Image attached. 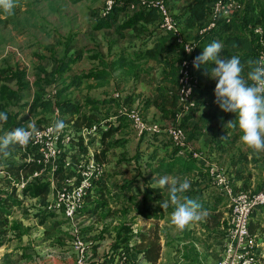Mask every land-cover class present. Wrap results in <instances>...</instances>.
<instances>
[{
	"label": "crops",
	"instance_id": "crops-1",
	"mask_svg": "<svg viewBox=\"0 0 264 264\" xmlns=\"http://www.w3.org/2000/svg\"><path fill=\"white\" fill-rule=\"evenodd\" d=\"M195 1L179 0L172 6L173 14L183 20L182 28L186 40L193 39L197 36L198 30L201 31L200 23L189 25L185 21ZM241 1L246 8L247 5L257 6L260 0ZM244 11L236 14L234 24H243L241 16ZM129 20L130 18L126 14L121 15L116 27ZM139 29L142 31L141 33L136 32L134 28H125L123 29L124 35L121 36L116 33L115 29L98 32L89 28L85 33H79L80 38L74 39L70 45L63 44L62 46L66 49L61 50L60 56L82 55L80 56L81 60L73 66V71L75 67L79 69L77 73L74 71L76 75L96 69L105 70L104 64L107 65L106 70L110 75V78L104 82L84 79L81 86L71 88L65 93L64 97L72 99L70 96L73 91L81 92L83 98L89 96L87 99L90 97L102 98V95L109 94V97L121 105L123 96L129 94L132 97V102L129 105L138 108L148 122L157 123L165 128L178 124L183 128L191 147L190 151L193 150L202 154V158H194L192 152L184 148L177 149L165 135L139 137L134 133L130 122L117 115L118 107L115 105L101 106L102 118L107 117V121L118 129L111 142L116 143V139L124 140V144L111 149L106 158L110 159V157L108 158L109 153L115 152L114 155L111 154L113 162L110 165V171L106 173L108 181H111L116 175H120L122 179L120 178L119 181L114 180L113 184L119 183V185L125 186L120 191L119 189L116 190L114 205H111L110 212L112 216L120 214L119 216L122 215L124 219L128 218L123 222V226L129 227L131 230L129 234L131 240L127 246H130L132 251L138 243L139 234L144 232L143 229L147 226L144 221L154 218L161 219L162 215L160 214L163 212V208L160 207V202L168 199L166 189L155 187L154 177L158 179L168 175L181 181L187 179L191 184V188L184 195L196 200L202 206L204 214L199 221L193 222L183 231L177 230V233H174L171 238L175 242L173 245L174 250L168 253L169 256H175L172 261L170 257L164 258L163 249L166 250V244L162 245L159 264H163L164 260L184 264H198L199 262L215 264L223 254L231 212L228 201L221 198L212 185L211 169L217 167L226 171L238 189L245 186L251 192H258L264 188V180L261 181V177L264 175L263 152L257 153L245 149L239 142V130L224 126L229 120H235L236 117L233 113L223 112L214 103V90L217 81L211 79L208 75H205L202 80L199 79L196 86L201 89L209 88L210 97L197 96V109L191 114L179 117L181 107L175 96L177 83L171 76H168L167 69L161 60H172L179 58L181 55L179 52L169 51L161 53L157 58L136 59L137 53L142 52L145 41H150L153 45L157 43L156 39L155 41L153 39L157 36L156 23H140ZM216 41L220 42L218 39ZM175 44L174 38L167 39L165 47L168 49ZM43 50H39L34 55L44 59L42 64L47 73L33 69L32 77L31 65L28 61L32 59L31 57L27 60L22 52L10 47L0 52V71L11 69L14 72H24L25 78L30 84L27 91L20 87L17 78L5 82L6 77L0 76L1 85L4 83L9 87V92L16 91L24 97L21 102H14L13 97H9L7 93L0 100V105L4 104L3 106H6L8 111L18 114L15 117L17 123L25 124L32 120L38 125V119H48L46 123H50L53 119L54 107L51 111L38 116L30 110V105L40 92L35 84L36 80L39 76L45 78L46 75L51 74L55 67L53 68L50 60H53V57L58 56L59 53V50L54 51V49L46 46ZM221 55L225 57L223 50ZM246 73L245 70L244 74L246 75ZM54 87L56 86L51 84L45 88L44 92L47 94ZM118 89L120 90L118 91ZM117 94L121 95V99L115 98ZM73 97H76V95ZM55 100H53L54 104H56ZM72 100L75 101V99ZM23 105L25 107H22ZM83 111L90 113V109H83ZM115 117H117L116 120H114ZM119 117L124 120L119 122ZM4 124H0V135L9 130L6 129ZM68 161L70 160L68 159ZM71 163L73 165L72 161ZM102 164L105 172L106 164ZM69 171L71 173L65 174L64 178L60 179L59 186L64 181H75L76 173L73 169H69ZM107 178L105 179V175H102L101 179L95 181L91 200L97 185L102 182L101 187L103 188L105 182L107 183ZM170 207L172 213L174 206ZM84 214L93 215L95 213L87 214L85 212ZM252 216L250 230L258 240L260 262L264 264V208L256 209ZM141 223H144V225ZM116 226L112 221V229ZM66 232L70 235L67 229ZM160 235L163 239L164 235L162 236L161 233ZM60 238V242L55 245L51 243L48 236L34 245L31 243L19 246L9 244L6 246L8 251L0 257V264H75L76 255L72 250L69 239L63 238V236H60ZM67 244H70V248L67 247ZM98 244L99 253L103 249L107 253L111 243L105 244L102 242ZM196 245H198L197 249L195 248ZM101 246L105 248H100ZM132 252L134 253V251Z\"/></svg>",
	"mask_w": 264,
	"mask_h": 264
},
{
	"label": "trees",
	"instance_id": "trees-1",
	"mask_svg": "<svg viewBox=\"0 0 264 264\" xmlns=\"http://www.w3.org/2000/svg\"><path fill=\"white\" fill-rule=\"evenodd\" d=\"M132 0H124L122 2H117L113 10L107 15L103 16V11L99 12L97 11L93 15V19L91 22V28L93 31H103L108 29H115L117 34H120L121 36L124 35L123 29L125 28H134L135 31L138 33H141L139 29L140 23H156V37H154V41L156 39V44H151L150 41H145L143 43V50L142 52H138L136 59H142L145 57L148 58H154L158 57L163 52H169V51H176L180 53V57L172 60H161V62L165 65V68L167 69L166 72L168 76H171L172 79L177 83V90H178V80H179V67L180 63L183 59L187 57L184 49L176 44L174 46H170L168 49L165 47L167 39H172L173 35L170 33H167L165 31H162L159 29V22H160V15L158 14V11L156 9H141L139 11L130 12L129 11V3ZM139 2V0H135ZM177 0H167V3L169 5V8L171 12L173 13L170 3L175 2ZM213 0H196L192 6V9L188 12V18L186 23H189V25L194 23H200L201 30L204 29L210 20V11L212 6ZM171 3V4H172ZM244 14H242L241 18H243V24L242 25H236L235 23V17L232 20L231 23L226 22H219L218 26L209 32L205 33L203 36L199 35V32L196 37L193 39H189L190 41H199L198 48L195 53V57L201 55L203 52V49L211 44L212 42L216 41L217 39L220 40V42L224 45L223 52L225 57L230 58L232 56H238L242 62V64L245 66V70L248 71L247 62L249 60H256L258 58V51L259 49L263 48L259 43V37L255 34V29L257 27H262L264 30V0H260L255 5H247V7L244 9ZM261 11V12H260ZM260 12V13H259ZM126 14L130 20L124 24H121L120 26L116 27L118 25L120 16ZM5 13L0 12V24L4 26H8V23L11 22V19H8ZM132 15V16H131ZM174 15V14H173ZM130 16V17H129ZM175 16V15H174ZM236 16V15H235ZM4 17V18H3ZM176 18V17H175ZM179 23L182 27L183 20L180 18H177ZM184 21V22H185ZM116 27V28H114ZM142 27V26H141ZM143 29V27H142ZM141 29V30H142ZM184 33V32H183ZM175 41V40H174ZM188 41V40H187ZM202 47V48H201ZM71 50V49H69ZM67 50V52H69ZM82 55H75L74 56H60V59L56 62L55 69L52 70L50 75H46V77H41L36 80L35 84L39 88V93L36 95V98L34 102L30 105V110L38 115H42L46 113L47 111H51L53 107H59L62 111V117L65 124L69 125L70 130H79L82 127H91L95 124H99L102 118V111L101 106H113L119 108V103L116 102L113 98L109 96H104L102 98H93L90 97L86 100L84 104H81L78 101H74L72 99H66L64 97L65 93L73 87H79L81 86L84 79H93L98 81H107L110 78V75L107 73V65L104 64L105 70H92L88 72H84L81 75L75 74L73 71V66L78 63V61L81 60ZM59 56H54L53 61H55L56 58ZM122 62V61H120ZM212 67H215V65H212ZM206 68L207 66L202 65L199 70L195 69L194 74L197 76L198 81L199 79H203V77L206 75ZM41 71H44V73H47L46 70L42 69ZM70 76H67V75ZM1 77H6L5 82L10 79H18L19 85L22 89L29 90V82L25 78V73L21 71H11V69H3L0 71ZM209 76V75H208ZM54 82L58 83L59 86H56L58 89V93L56 96V104L53 103V100H48L46 97V92H44L47 86L53 84ZM2 88V89H1ZM0 100L1 97L4 98L6 94L8 93L9 97H13L14 102H21L24 97L20 96L18 92L12 91L9 92V87L7 85H4V83L0 84ZM20 92V91H19ZM210 91L209 88L201 89L198 86L194 87V97L197 96H205L210 97ZM176 99L178 100L177 91H176ZM198 98V97H197ZM196 98V99H197ZM125 104H130L132 102V97L129 96V94H126L121 99ZM13 101V100H11ZM198 101V100H197ZM4 104L0 105V112H7L8 114V120L7 122H4L6 129H9L8 131H12L17 127H26L27 124L17 123L15 121V117L18 115L17 113L10 112L6 109V106H3ZM27 105V104H26ZM22 107H25L23 105ZM90 109V113L84 112L83 109ZM16 114V115H15ZM122 117V116H121ZM119 117V122L124 120L123 118ZM48 119H38L37 124L42 125L43 123H46ZM117 128L110 123V128L107 131H101L97 136L93 137L91 140V145L95 148L98 147L100 149V154L97 155L96 160L99 162H103L107 158L108 152L115 148L116 146L124 144L123 139H116V143L111 142L113 137L117 133ZM164 135V134H162ZM166 136V135H165ZM167 137V136H166ZM172 142V141H171ZM173 144V143H172ZM77 146L76 152H64L62 155V162L65 160H77L79 156L83 155L86 156L88 153V150L86 146L83 143V140L74 141L73 147ZM177 147V146H175ZM177 149H181V147H177ZM183 149V148H182ZM75 150V149H74ZM9 152H13L11 156L15 154V158H19L20 155V149L19 146H11L8 150ZM10 155H4L5 157L9 158ZM20 158H23L22 156ZM263 160H264V152H263ZM42 168V165L39 163V161H36L34 164L26 165V164H19L16 160V162H13L11 164H6L5 167H3L4 171L12 175L13 178L18 179L20 177V172H22L25 175H29L35 171H38ZM71 173L69 170H66L64 172V165L62 164L59 168V171L57 172V175L62 180L65 176V174ZM47 176H44L41 179H37L34 182H32L22 193L27 194L29 192L30 187H34L33 195L36 197H46L48 194H50V183L46 182ZM232 180V179H231ZM233 182V181H232ZM234 185V183H233ZM235 189L237 191H249L247 188L242 187L241 189H238L234 185ZM224 199V197L220 196ZM91 200V196L87 198V201ZM16 205L15 199H6L3 201V203L0 204V234H6L8 232V219L7 216H9L10 212L7 210V208H13ZM99 205H95V207H88L83 212V214L86 212L87 214H93L96 213L99 210ZM51 215H55L53 213H50ZM251 229V226H250ZM122 231L126 232V236L124 237V241L120 239V235H118V240H116L115 245H113V252L108 251L106 254V258L100 261L99 256V244L94 243L92 244L91 250L93 251V257L92 261L93 263L89 264H115V258L120 260L122 257H119V254L121 251L116 250L117 243H120V241L125 242L123 247H125L126 253L128 255V264H159V260L161 259V253H162V243H161V235L159 233V229L157 227H154L146 232H142L139 234L138 243L136 246H134L133 250L134 253L130 250V246H127L129 241L131 240V230L129 227H125L122 229ZM121 234V233H120ZM4 240L0 238V248L3 246ZM114 254V255H113ZM221 259V258H220ZM114 261V263H113ZM119 261V263H120ZM116 263V264H119Z\"/></svg>",
	"mask_w": 264,
	"mask_h": 264
},
{
	"label": "built area",
	"instance_id": "built-area-1",
	"mask_svg": "<svg viewBox=\"0 0 264 264\" xmlns=\"http://www.w3.org/2000/svg\"><path fill=\"white\" fill-rule=\"evenodd\" d=\"M124 0H107L103 10V16H107L115 7L117 2ZM129 11H139L145 9H156L160 15L159 29L173 35L175 42L180 45L187 57L183 59L179 67L178 80V103L181 107L179 117L191 114L197 109L198 102L194 97V87L198 83V78L194 74L193 60L199 45V41H187L184 37L183 29L179 21L171 12L167 0H153L150 2H139L132 0L129 3ZM245 8L241 0H213L210 20L208 25L199 32L200 36L216 28L218 23L223 21L231 23L235 15ZM255 34L259 37V43L263 47L258 51V58L264 55V30L262 27L255 29ZM188 51H191L190 53ZM257 58V59H258ZM191 89L190 93L188 90ZM58 93L56 87L52 88L46 95L48 100H55ZM115 98L121 99V95ZM118 116H122L130 122V125L139 137L146 135H166L174 146L191 149L185 131L176 124L167 128L161 127L157 123L148 122L141 111L134 106L122 103L118 108ZM62 111L55 107L53 119L50 123L43 125L35 124V131L30 141L23 147L19 146L20 155L17 158L19 164L31 165L36 161L42 168L28 176L20 172L18 179L4 172L9 179L15 183L19 191H24L32 182L47 176L46 182L50 183L49 199L45 205V210L62 218L67 230L71 235L72 250L76 255L75 264H89V249L86 241L82 238L78 226V219L83 214L87 198L91 196L95 181L102 178L104 166L102 162L96 160L101 152L91 145L93 137L101 131H107L110 125L106 123L95 124L91 127H82L75 131L69 128L63 129L60 135L54 134L50 129L52 125L62 120ZM117 117L114 118L116 120ZM110 123V122H109ZM69 127V126H68ZM83 140L88 153L89 162H82L75 166L71 160L62 162L64 152L69 151V147L74 141ZM77 146L70 149V152L77 151ZM75 149V150H74ZM194 158H202L203 155L191 150ZM23 158H20V157ZM79 160V159H78ZM64 165V172L73 169L76 173L75 181H64L60 186V177L57 175L61 165ZM212 185L219 196L224 197L230 206V219L226 238L223 246L221 259L215 264H261L259 243L250 230L251 217L256 209L264 208V188L258 192L237 191L230 176L226 171L214 167L211 169ZM119 264H128L127 260L121 259Z\"/></svg>",
	"mask_w": 264,
	"mask_h": 264
},
{
	"label": "rangeland",
	"instance_id": "rangeland-1",
	"mask_svg": "<svg viewBox=\"0 0 264 264\" xmlns=\"http://www.w3.org/2000/svg\"><path fill=\"white\" fill-rule=\"evenodd\" d=\"M143 1L150 2L153 0ZM178 1L179 0L173 3L171 2L172 4L170 3L171 9ZM106 2L107 0H19V6L16 7L11 14H6L7 18L11 19L8 26L0 24V52L10 47L16 51L22 52L27 57V60L31 57L32 59L28 61L31 65L32 77L33 69L36 71L44 69L42 64L44 59L34 54L39 50H43L46 46L54 49V51L59 50V53L57 54L59 57L56 58L55 61L50 60L54 68L56 62L60 59L61 50L66 49V47H63L62 45H70L74 39L80 38L79 33H85L87 29H91L90 23L92 22L93 14L97 11H103L106 7ZM175 17L176 19L178 18L177 16ZM198 32L200 31L198 30ZM74 71L77 73L79 71L78 67H75ZM53 85L59 86L56 82H54ZM119 90L120 89H118V91ZM74 95H76V97H73ZM102 96H109V94H104ZM70 97L75 99V101L84 104L89 96L83 98L81 97V92L73 91ZM87 109L91 108L87 107ZM107 119V117L101 118L99 124L106 123L107 125H110ZM66 125V128H69V125ZM70 149H73V144L69 147V151ZM12 153L9 152L8 155H12ZM114 153V151L110 152L108 155V158L110 157V159H106L102 162L106 164L105 172L103 174V176L105 175V179L107 178L106 173L110 171V165L113 162L111 154L114 155ZM15 157V154L9 158L0 154V171L4 170L3 167H5L6 164L8 165L16 162L17 159ZM78 159L72 161L75 166L82 162H89L87 156L81 155ZM120 178V175H116L111 181H108L107 178V183L105 182L103 188L101 187L102 182H100L92 195V200L86 204V209L89 206L94 207V205L100 204L99 210L93 215L82 214L78 219L81 236L86 241L87 245L91 246L94 243L102 242L105 244L111 243L108 247L109 249H107V251H111V253L114 251L113 245H115L116 240H118V235H120V239L123 241L126 236V232L122 231V229L124 228L123 222L128 218L124 219L122 215L119 216L120 214L112 216V213L110 212L111 205H114L113 202L116 197V190L119 189L120 191L125 188V186H121L119 183L113 184L114 180L119 181ZM263 180L264 175L261 177L262 182ZM34 188L35 186L30 187L29 192L23 194V191H19L15 183H13L4 172H0V204L8 198L15 199L16 201V205L13 208H7L10 212L9 216H7L9 223L7 227L8 232L4 235L0 234V238L4 240V244L0 248V257L8 251L6 246L9 244L19 246L31 243L34 245L47 236L53 245L60 242L59 239L62 238H60V236L71 241V236L66 232L67 227L64 220L57 215H51L45 210L49 194L46 197H36L33 195L34 190L32 189ZM160 215H162V218L159 220L154 218L152 220L144 221L147 223V226L144 227L143 231L148 233V231L154 227L159 229V233H161L162 236L164 235V238L161 239V243L162 245L166 244V250L164 251L163 249V252L165 253L164 258L170 257V260L172 261L175 256H169L168 253H171L174 250L173 245L175 242L172 241L171 238L175 232L177 233V230L174 227H170L171 207L165 211L163 209V212ZM112 221L113 224L117 225L114 229H112ZM141 224L144 225V223ZM124 244L125 242L122 241L117 243L116 250L121 251L119 257L128 260L129 254L126 253L127 249L123 247ZM67 247L70 248V244H67ZM197 247L198 245H196L195 248L197 249ZM100 248L105 247L101 246ZM89 255V263H93V251L91 249H89ZM106 256V250L103 249L99 256L100 261L106 258ZM198 256L200 258L199 252ZM170 260H164L163 264H184L173 263L170 262ZM100 261L96 263H100ZM119 261L120 260L115 258V264L119 263ZM198 264L203 263L199 262Z\"/></svg>",
	"mask_w": 264,
	"mask_h": 264
},
{
	"label": "clouds",
	"instance_id": "clouds-1",
	"mask_svg": "<svg viewBox=\"0 0 264 264\" xmlns=\"http://www.w3.org/2000/svg\"><path fill=\"white\" fill-rule=\"evenodd\" d=\"M18 6L19 0H0V12L5 14H11ZM223 48L224 45L218 41L207 45L202 54L193 60V67L199 70L202 65L207 66L205 74L217 81L214 103L223 112L235 114V120H229L224 126L239 130V142L245 149L264 152V55L247 62L248 71L245 75V66L240 58L222 56ZM7 120V112H0V124ZM64 128L65 122L58 120L50 130L60 135ZM34 131L35 123L30 120L26 127H17L0 135V154L7 155L11 146L26 145ZM153 180L156 181L157 189H166L168 192V199L161 201L160 207L165 211L174 206L170 227L183 231L202 218V206L184 195L191 188L187 179L181 181L164 175L158 179L154 177Z\"/></svg>",
	"mask_w": 264,
	"mask_h": 264
}]
</instances>
